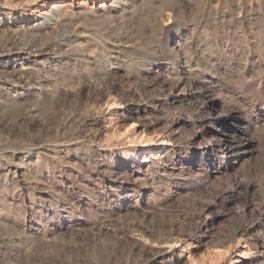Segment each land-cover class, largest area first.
I'll return each instance as SVG.
<instances>
[{
	"label": "rangeland",
	"instance_id": "rangeland-1",
	"mask_svg": "<svg viewBox=\"0 0 264 264\" xmlns=\"http://www.w3.org/2000/svg\"><path fill=\"white\" fill-rule=\"evenodd\" d=\"M233 259L264 264V0H0V264Z\"/></svg>",
	"mask_w": 264,
	"mask_h": 264
},
{
	"label": "bare ground",
	"instance_id": "bare-ground-1",
	"mask_svg": "<svg viewBox=\"0 0 264 264\" xmlns=\"http://www.w3.org/2000/svg\"><path fill=\"white\" fill-rule=\"evenodd\" d=\"M60 1V0H59ZM47 3V1H44L43 5L45 6V4ZM106 3L102 2L98 5V7H102L104 6ZM111 4V3H110ZM37 8V7H36ZM33 10V9H32ZM46 12H42L40 14H45ZM20 49V48H19ZM14 50V49H13ZM24 50V49H23ZM14 52V51H13ZM18 54L23 53V51H18L16 52ZM29 53V52H28ZM188 78V77H187ZM69 90V89H68ZM87 90V89H86ZM52 98H54V96H52ZM89 99H94V102L98 101V97L97 96H90ZM88 102V100H87ZM108 102V101H107ZM111 102V101H110ZM106 103V105L108 107H110L111 105H114V103ZM121 104V103H120ZM26 110V109H25ZM114 117V116H113ZM88 120H85V122H87ZM124 122V121H123ZM134 123V122H133ZM88 125V124H87ZM128 125V124H127ZM116 126V125H115ZM122 126V125H121ZM126 127V126H125ZM114 128V127H113ZM124 128V127H123ZM125 129V128H124ZM122 132V130H121ZM127 133V132H126ZM85 134V133H84ZM141 134V133H140ZM155 136V135H154ZM165 137V136H164ZM213 138V137H212ZM166 138H161V139H153V138H146V142L141 143L138 146H130L125 152H124V157L131 161L132 163H136L138 165H147L148 163H150L152 161V159H158L160 158V156H164L165 155V151L167 149V147H169V142L167 140H165ZM162 140V143H160L158 145V141ZM219 141L223 142L225 145H227V149H232L233 147H235L232 142L234 140V138L229 134V133H225L223 138H219ZM152 164V163H151ZM221 194V193H220ZM245 195V194H244ZM233 196V195H232ZM243 199V198H242ZM173 238V237H172ZM168 243V242H167ZM176 243V242H175ZM242 252V251H241ZM244 252V251H243ZM242 252V253H243ZM241 253L240 256H243V254ZM213 259V258H212ZM235 262H237L236 259L232 260V263L234 264ZM195 263V262H194ZM198 264V263H197Z\"/></svg>",
	"mask_w": 264,
	"mask_h": 264
}]
</instances>
